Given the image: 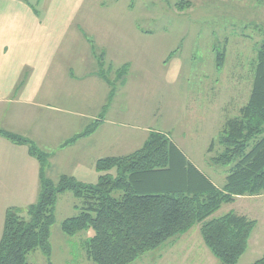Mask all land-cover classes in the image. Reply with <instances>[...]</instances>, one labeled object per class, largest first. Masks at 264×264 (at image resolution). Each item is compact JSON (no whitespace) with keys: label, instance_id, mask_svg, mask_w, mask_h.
<instances>
[{"label":"rangeland","instance_id":"obj_1","mask_svg":"<svg viewBox=\"0 0 264 264\" xmlns=\"http://www.w3.org/2000/svg\"><path fill=\"white\" fill-rule=\"evenodd\" d=\"M82 14L89 18L86 35L93 40L95 30L104 32L108 42L113 41L114 29L134 30L135 26L154 33L151 42H140L133 31L120 35L118 44L136 49L137 57L142 54L133 82L120 99L124 123L166 133L193 164L222 184L230 166L211 163L214 153L209 154L208 147L251 95L257 49L264 42V0H87ZM219 52L225 55L220 67ZM97 53L99 61L104 59L103 52ZM64 158H69L66 152L57 153L51 163L53 176L73 165ZM95 164L86 171L88 183L98 182ZM20 197L19 193L16 198L26 211L27 198L23 202ZM76 205L80 206L81 200L73 192L60 195L51 228V255L42 249L32 251L26 256L30 264H94L86 247L94 230L69 235L62 229L65 219L80 213ZM229 212L257 220L249 247L237 263L252 264L264 256V195L238 197L223 204L214 217ZM130 264L223 263L206 246L197 224Z\"/></svg>","mask_w":264,"mask_h":264},{"label":"trees","instance_id":"obj_2","mask_svg":"<svg viewBox=\"0 0 264 264\" xmlns=\"http://www.w3.org/2000/svg\"><path fill=\"white\" fill-rule=\"evenodd\" d=\"M225 60L218 54V66ZM101 75L106 63L100 60ZM118 71L121 82L128 73ZM24 79L19 85L23 83ZM98 122L72 140L95 131ZM0 134L28 145L41 165L38 200L26 211L6 210L0 241V264H30L27 255L42 249L51 255V228L60 194L71 191L81 200L80 213L65 219L62 229L75 235L93 229L86 242L94 264H130L178 235L200 225L206 246L223 264H237L247 251L257 220L229 212L214 217L225 203L241 196L264 195V42L257 49L252 92L238 115L226 120L213 139L209 161L230 166L223 186L215 184L193 164L170 137L151 131L139 149L96 161L97 183H83L63 174L57 182L47 174L48 155L30 140L0 128ZM252 264H264V256Z\"/></svg>","mask_w":264,"mask_h":264},{"label":"crops","instance_id":"obj_3","mask_svg":"<svg viewBox=\"0 0 264 264\" xmlns=\"http://www.w3.org/2000/svg\"><path fill=\"white\" fill-rule=\"evenodd\" d=\"M86 2L39 0L36 5L31 0H0V128L26 137L47 153L46 174L55 182L67 174L88 183L86 171L99 158L134 152L152 131L124 123L120 99L133 82L142 54L137 57L136 49L118 43L127 30L140 42H151L154 33L135 26L134 30L114 29L113 41L108 42L104 32L95 30L93 40L86 35L89 18L82 14ZM97 51L103 52L106 77L101 75ZM124 66L128 73L121 82L117 70ZM94 120L95 131L72 140L92 127ZM60 152H66L69 158L64 162L73 165L53 176L51 163ZM40 169L28 145L0 134V241L6 210L24 206L16 198L19 193L28 206L38 200ZM226 177L217 185L223 186Z\"/></svg>","mask_w":264,"mask_h":264}]
</instances>
